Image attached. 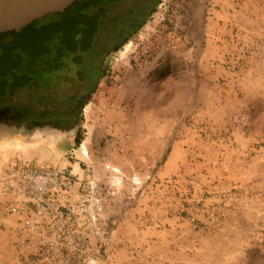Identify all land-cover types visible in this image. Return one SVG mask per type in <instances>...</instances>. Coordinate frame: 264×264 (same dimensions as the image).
I'll return each instance as SVG.
<instances>
[{"label":"rangeland","instance_id":"1","mask_svg":"<svg viewBox=\"0 0 264 264\" xmlns=\"http://www.w3.org/2000/svg\"><path fill=\"white\" fill-rule=\"evenodd\" d=\"M149 3L107 16L75 140L40 164L100 180V264H264V0Z\"/></svg>","mask_w":264,"mask_h":264},{"label":"built area","instance_id":"2","mask_svg":"<svg viewBox=\"0 0 264 264\" xmlns=\"http://www.w3.org/2000/svg\"><path fill=\"white\" fill-rule=\"evenodd\" d=\"M0 192L28 264L101 263L106 196L93 174L13 160L0 169Z\"/></svg>","mask_w":264,"mask_h":264},{"label":"trees","instance_id":"3","mask_svg":"<svg viewBox=\"0 0 264 264\" xmlns=\"http://www.w3.org/2000/svg\"><path fill=\"white\" fill-rule=\"evenodd\" d=\"M114 1L80 0L19 32L0 34V98L11 100L23 91L30 97L40 76L81 66Z\"/></svg>","mask_w":264,"mask_h":264},{"label":"crops","instance_id":"4","mask_svg":"<svg viewBox=\"0 0 264 264\" xmlns=\"http://www.w3.org/2000/svg\"><path fill=\"white\" fill-rule=\"evenodd\" d=\"M44 119V122L51 121V118ZM41 124V114L15 99L0 98V169L13 160L39 164L53 161L49 157L50 153H55L58 147L67 150L73 144L75 132L80 126L78 116H75L71 126L60 133L44 131ZM41 151L50 155L43 158ZM6 200L7 196L0 192V264H24L16 253L19 238L15 220H11L1 210V205Z\"/></svg>","mask_w":264,"mask_h":264},{"label":"flooded vegetation","instance_id":"5","mask_svg":"<svg viewBox=\"0 0 264 264\" xmlns=\"http://www.w3.org/2000/svg\"><path fill=\"white\" fill-rule=\"evenodd\" d=\"M149 2L150 0H115L109 4L108 14L111 13L113 8H120L121 10V13L115 16V31L126 32L131 26L141 24L145 17L144 11L149 6ZM104 26L102 25L100 28H104ZM100 28L95 33V48L81 66L40 76L38 82L40 81L41 88L37 90L36 96L31 98L30 104L21 103L41 114L42 124L40 127L42 130L60 133L71 126L75 116L77 117L81 101L86 96L84 89H82L84 82L87 81L85 72L94 73L99 69V58L102 55L101 46H98ZM109 32L113 33L111 30ZM124 32L122 33L124 34ZM111 38L115 40L114 37L111 36ZM85 63H88V65H84ZM72 89L75 91L70 92ZM44 117L51 118V121L44 122Z\"/></svg>","mask_w":264,"mask_h":264},{"label":"water","instance_id":"6","mask_svg":"<svg viewBox=\"0 0 264 264\" xmlns=\"http://www.w3.org/2000/svg\"><path fill=\"white\" fill-rule=\"evenodd\" d=\"M80 0H0V34L19 32L48 14L60 13Z\"/></svg>","mask_w":264,"mask_h":264}]
</instances>
